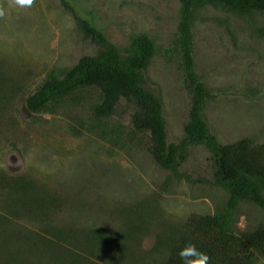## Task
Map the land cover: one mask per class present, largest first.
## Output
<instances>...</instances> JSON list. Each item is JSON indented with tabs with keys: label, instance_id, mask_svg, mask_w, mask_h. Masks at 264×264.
Returning <instances> with one entry per match:
<instances>
[{
	"label": "rangeland",
	"instance_id": "obj_1",
	"mask_svg": "<svg viewBox=\"0 0 264 264\" xmlns=\"http://www.w3.org/2000/svg\"><path fill=\"white\" fill-rule=\"evenodd\" d=\"M66 1L75 16L117 47L134 34L151 39L145 86L162 102L166 139L177 141L188 108L170 51L178 0ZM0 6L6 9L0 18V170L25 174L56 197L36 216L22 206L0 204V264H63L46 243L53 241L54 227L124 233L133 254L156 260L183 224L221 208L220 187L169 177L142 143L117 146L98 137L86 124L96 100L93 88L58 101L48 113L27 116L24 95L49 69L69 67L93 45L58 0H34L26 9L0 0ZM191 31L192 67L209 95L204 109L209 130L221 143L243 136L264 142V14L204 7L195 13ZM127 117L117 109L106 122L126 125ZM207 154L203 145L191 146L180 169L190 178L209 177ZM235 206V231L264 223V210L252 200ZM79 253L87 264H118L106 253ZM253 256L251 264H264V250Z\"/></svg>",
	"mask_w": 264,
	"mask_h": 264
},
{
	"label": "trees",
	"instance_id": "obj_2",
	"mask_svg": "<svg viewBox=\"0 0 264 264\" xmlns=\"http://www.w3.org/2000/svg\"><path fill=\"white\" fill-rule=\"evenodd\" d=\"M70 14L75 28L93 51L80 55L69 67L49 69L23 97L27 116L48 113L60 100L87 88L96 91L90 105L87 125L108 143L123 146L126 141L142 143L152 161L164 168L171 178L202 180L220 187L225 197L220 209L187 221L166 242V252L156 260L133 254L125 242V234L96 227L82 231L54 227L47 241L51 253L63 264H87L86 256L106 253L118 264H182L178 255L186 244H194L210 257L209 264H251L254 253L264 250V223L249 230L235 231L233 211L239 200H252L264 210V142L238 137L221 143L209 130L204 109L208 92L192 67V21L204 7L220 8L234 13L264 14V0H178L171 52L177 58L182 75V88L188 108L179 139L168 142L165 136L163 107L160 99L145 86L144 71L153 54V42L145 34H134L120 47L111 44L87 20L74 15L66 0H58ZM117 109L126 110L128 124H110L106 119ZM195 144L208 152L210 176L190 178L180 169L188 150ZM55 196L25 174H8L0 170V204L22 206L30 215H43ZM62 243L70 244L73 249ZM105 257V256H104Z\"/></svg>",
	"mask_w": 264,
	"mask_h": 264
},
{
	"label": "clouds",
	"instance_id": "obj_3",
	"mask_svg": "<svg viewBox=\"0 0 264 264\" xmlns=\"http://www.w3.org/2000/svg\"><path fill=\"white\" fill-rule=\"evenodd\" d=\"M34 0H7V6L15 9L30 8ZM6 15V9L0 6V18ZM182 264H209L210 257L200 251L194 244L188 243L178 253Z\"/></svg>",
	"mask_w": 264,
	"mask_h": 264
}]
</instances>
